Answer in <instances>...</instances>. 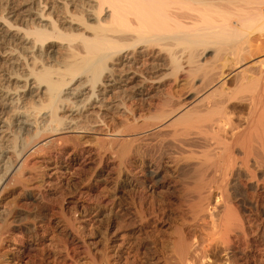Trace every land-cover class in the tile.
Masks as SVG:
<instances>
[{
  "label": "bare ground",
  "instance_id": "1",
  "mask_svg": "<svg viewBox=\"0 0 264 264\" xmlns=\"http://www.w3.org/2000/svg\"><path fill=\"white\" fill-rule=\"evenodd\" d=\"M257 35L264 0H0V264H264Z\"/></svg>",
  "mask_w": 264,
  "mask_h": 264
},
{
  "label": "rangeland",
  "instance_id": "2",
  "mask_svg": "<svg viewBox=\"0 0 264 264\" xmlns=\"http://www.w3.org/2000/svg\"><path fill=\"white\" fill-rule=\"evenodd\" d=\"M253 43L256 44V43H262V49H264V37H260L259 35L257 36H253ZM232 117H234L232 115ZM239 174H236L234 176H232L230 178V181L231 183H229L230 187V191L233 192L237 187L240 188L239 190V193L236 194L234 200L235 202L239 205V206H251L252 205V202L247 198V193L249 192H252V191H255L256 190V187L255 185L253 184H250V181L248 180L247 177H241L240 175L238 176ZM240 178L243 180V182H239L240 181ZM247 179V180H246ZM239 180V181H238ZM244 181H246L244 183ZM249 181V182H248ZM66 187H64V191L66 192H70V191H74L76 188H77V184L75 185L74 183H68L65 185ZM58 202H60L61 200L58 198ZM249 200V201H248ZM245 204V205H244ZM213 205L215 207L219 206V203H217V198L216 196H214V199H213ZM247 210V209H245ZM168 216L170 217H173V211L169 210L168 212ZM105 226L106 224L103 223L99 228L98 230L96 231V233L91 237L93 239L97 238V240L99 239V248H103L104 245H105V239L107 237V233L105 231ZM255 226V227H254ZM256 226L257 225H253V229H256ZM169 230V231H168ZM167 232H170V229H168ZM91 236V235H90ZM259 240H261V242L264 243V233L263 235L259 238ZM142 252V250H140V253ZM142 255V253H141ZM229 255V251L223 249L222 247H218L216 249H214L212 251V253L209 255L208 258L205 259L204 263L203 264H227L228 261V256Z\"/></svg>",
  "mask_w": 264,
  "mask_h": 264
}]
</instances>
